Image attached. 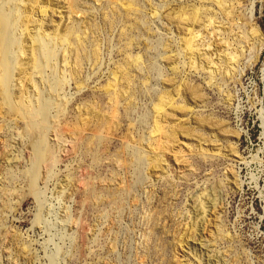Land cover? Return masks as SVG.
I'll return each mask as SVG.
<instances>
[{
    "label": "rangeland",
    "instance_id": "1",
    "mask_svg": "<svg viewBox=\"0 0 264 264\" xmlns=\"http://www.w3.org/2000/svg\"><path fill=\"white\" fill-rule=\"evenodd\" d=\"M8 21L0 264H264V0H0V79Z\"/></svg>",
    "mask_w": 264,
    "mask_h": 264
},
{
    "label": "bare ground",
    "instance_id": "2",
    "mask_svg": "<svg viewBox=\"0 0 264 264\" xmlns=\"http://www.w3.org/2000/svg\"><path fill=\"white\" fill-rule=\"evenodd\" d=\"M230 13V12H229ZM231 14V13H230ZM234 14V13H233ZM235 16V15H234ZM233 17V16H232ZM235 20V19H234ZM234 23L233 24H237V21H233ZM3 43H2V46H1V58H2V65L4 67V72H5V77H3L2 79H0V84L2 87H4V90H5V101L7 102V104L10 105L11 108L13 109H19L18 105H16L17 103H14L13 102V95H12V92H11V81H10V75H11V64H10V60H9V55H8V49L7 47L9 46V38L13 35L12 32L9 31V21L8 22H3ZM232 26V25H231ZM254 31V30H253ZM252 32V31H251ZM250 33V32H249ZM254 33V32H253ZM252 34V33H251ZM257 34V33H256ZM254 37V35L252 36ZM261 37V36H260ZM263 39L259 38V41L262 42L263 44V41H261ZM35 44L34 45H37L36 48H42V42L40 40H35L34 42ZM259 44V43H258ZM230 46V45H229ZM234 50V49H233ZM235 54V53H234ZM230 67V66H229ZM24 84V83H23ZM22 95L20 96L21 98V101H23L24 99V90L26 89L23 85H22ZM44 90V89H43ZM50 90V96L49 97H44L38 90L37 92V96H36V107L39 106V103L42 102L43 103V110H39L40 112L37 113V116L39 118V126L45 130V128L49 127L48 124H49V113L47 111L48 107L50 105H53L54 101H55V92L51 89ZM26 94V93H25ZM48 96V95H47ZM39 102V103H38ZM38 103V104H37ZM41 104V103H40ZM33 105V104H32ZM42 105V104H41ZM34 106V108H35ZM29 109H31L30 105H28ZM33 107V106H32ZM33 108V109H34ZM41 109V108H40ZM35 110H38L35 108ZM32 111V109L29 111V114L30 112ZM34 111V110H33ZM28 114V113H27ZM35 114V113H33ZM33 114H32V118L36 117L34 116L33 117ZM36 115V114H35ZM31 117V115H30ZM27 118V116H26ZM38 118H36L35 120H37ZM29 119V118H28ZM34 130V129H33ZM32 130V131H33ZM46 131V130H45ZM42 142V141H41ZM40 144V143H39ZM43 145H36L34 147V160L36 163H40V162H46L48 163V167L53 165V158H50V151L49 149H47L45 146H44V143L42 142ZM44 146V147H43ZM49 181V176L47 174L46 176V183ZM39 198V197H37Z\"/></svg>",
    "mask_w": 264,
    "mask_h": 264
}]
</instances>
